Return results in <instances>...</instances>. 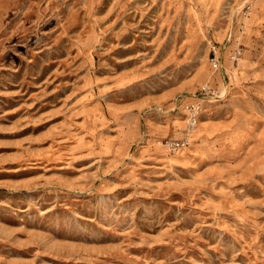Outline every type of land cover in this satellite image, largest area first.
<instances>
[{"label": "rangeland", "instance_id": "obj_1", "mask_svg": "<svg viewBox=\"0 0 264 264\" xmlns=\"http://www.w3.org/2000/svg\"><path fill=\"white\" fill-rule=\"evenodd\" d=\"M0 264H264V0H0Z\"/></svg>", "mask_w": 264, "mask_h": 264}, {"label": "built area", "instance_id": "obj_2", "mask_svg": "<svg viewBox=\"0 0 264 264\" xmlns=\"http://www.w3.org/2000/svg\"><path fill=\"white\" fill-rule=\"evenodd\" d=\"M242 55L243 50L239 46L234 47L232 51H227L223 47L220 50L218 49V53H213V56L208 61L209 66L214 73L220 72L225 61L232 66L238 65ZM222 98L221 92L207 85H202L194 93L187 95L182 104L184 128L180 137L172 138L165 142V148L171 154H176L190 147L206 105L220 101Z\"/></svg>", "mask_w": 264, "mask_h": 264}, {"label": "crops", "instance_id": "obj_3", "mask_svg": "<svg viewBox=\"0 0 264 264\" xmlns=\"http://www.w3.org/2000/svg\"><path fill=\"white\" fill-rule=\"evenodd\" d=\"M182 107V106H181Z\"/></svg>", "mask_w": 264, "mask_h": 264}]
</instances>
